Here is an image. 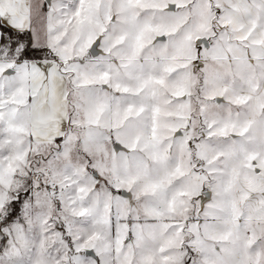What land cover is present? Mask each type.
Segmentation results:
<instances>
[{
    "label": "snow or ice",
    "instance_id": "1",
    "mask_svg": "<svg viewBox=\"0 0 264 264\" xmlns=\"http://www.w3.org/2000/svg\"><path fill=\"white\" fill-rule=\"evenodd\" d=\"M0 264H264V0H0Z\"/></svg>",
    "mask_w": 264,
    "mask_h": 264
}]
</instances>
